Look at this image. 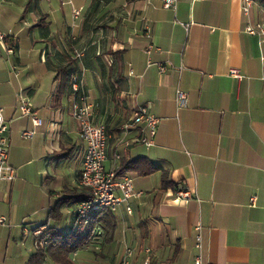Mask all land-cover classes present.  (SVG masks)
<instances>
[{
	"label": "crops",
	"instance_id": "obj_1",
	"mask_svg": "<svg viewBox=\"0 0 264 264\" xmlns=\"http://www.w3.org/2000/svg\"><path fill=\"white\" fill-rule=\"evenodd\" d=\"M39 1L0 0L12 49L0 46V108L16 174L0 181V264H26L44 225L85 237L75 214L85 143L73 116L83 102L108 136L105 169L140 194L130 212L124 202L89 212L104 228L78 242L72 264H125L128 248L126 264H193L197 236L202 264H264V34L247 30L264 28V0L247 11L243 0H177L174 10L161 0ZM22 96L39 125L21 115ZM139 106L160 119L149 147L143 125L121 129ZM137 159L154 170H127Z\"/></svg>",
	"mask_w": 264,
	"mask_h": 264
},
{
	"label": "built area",
	"instance_id": "obj_2",
	"mask_svg": "<svg viewBox=\"0 0 264 264\" xmlns=\"http://www.w3.org/2000/svg\"><path fill=\"white\" fill-rule=\"evenodd\" d=\"M244 11H247L251 6V0H243ZM162 6L167 9H175L177 0H161ZM77 14V12H76ZM251 34H264V28L258 25L257 28H247ZM11 35L10 32H4L0 30V46L7 52L11 53L12 49L5 44V40ZM260 39L264 41V37L260 36ZM162 69V68H161ZM229 74L236 79H241L239 70L232 68L229 70ZM72 90L76 92L78 90V78L72 76ZM177 100L181 104L186 101V93L182 91L177 92ZM92 108L93 106L87 102L82 104H75L73 109V116L78 120L80 126V137L85 143V154L83 158L82 168L80 172L79 182L81 186L87 187L91 191V198L89 200H82L77 204L78 216L83 219V222L91 223L88 214L89 212L98 211L102 208H108L111 211H115L121 202L126 204V210L130 212V206L128 200L134 196H138L140 192H136L133 189L132 179L130 177H122L117 179L115 170L105 169L104 162L107 157V134L105 128L102 125H96L92 122ZM20 113L22 116L30 117L34 126L40 124V119L37 117L33 110L29 100L25 97H21ZM160 119L152 114L147 107L139 106L132 113L130 123H126L121 126L124 133L128 132L129 126L143 125L147 130L139 138V142L149 147L154 143V137L156 134L157 125ZM8 124L4 120L2 110L0 108V181L13 180L16 177L14 168L8 163V151L9 146L6 138V132ZM35 131L33 129L23 130L21 135L24 138H31ZM118 157V156H117ZM115 189H118L121 196L115 195ZM191 197L189 191L179 188L176 190V199L182 202H187ZM5 222V218L0 217V224ZM47 226H41L34 231L36 238V246L38 244H45L42 235ZM102 234L100 228L95 227L90 233V239L95 238ZM88 241V240H87ZM196 254L193 258V264H202V246L201 238H196ZM133 254L132 249H126L124 263ZM144 264H149L148 260H145Z\"/></svg>",
	"mask_w": 264,
	"mask_h": 264
},
{
	"label": "trees",
	"instance_id": "obj_3",
	"mask_svg": "<svg viewBox=\"0 0 264 264\" xmlns=\"http://www.w3.org/2000/svg\"><path fill=\"white\" fill-rule=\"evenodd\" d=\"M145 166L148 167L145 169L144 168ZM126 169L135 171L137 173L141 172L143 174H149L154 170V168L151 166V164H149V162L146 159L133 160L132 162L129 163ZM163 182L165 181L163 180ZM91 196L92 194L90 189L87 187H83L80 193L77 195V202L75 208V214L81 222L80 225L82 226V228L86 226L85 230L87 231V233L85 237L80 236L81 233L80 230H77L72 234H67L63 236L54 228L47 227L43 231V235L41 237L45 241V244H38L36 246L35 252L30 256L26 264H44V262L48 257H51L59 264H72L68 259V254L77 247L78 242L83 243V241L89 240L90 233L95 227H98L100 229L104 228V224L101 222V218L105 213H109L110 211L108 208H103V210L101 209L102 211L100 212L102 213L104 211V214L102 213L103 215L100 216V214H97L96 216L93 217L91 223L89 222L88 224H84L83 219H81L78 216V213L76 211L77 204L82 200H89ZM74 236L75 238L72 239ZM73 240H77V241L74 242Z\"/></svg>",
	"mask_w": 264,
	"mask_h": 264
},
{
	"label": "rangeland",
	"instance_id": "obj_4",
	"mask_svg": "<svg viewBox=\"0 0 264 264\" xmlns=\"http://www.w3.org/2000/svg\"><path fill=\"white\" fill-rule=\"evenodd\" d=\"M57 0H40L39 3L42 4L43 6L46 5L47 3H54ZM35 2V1H34Z\"/></svg>",
	"mask_w": 264,
	"mask_h": 264
}]
</instances>
